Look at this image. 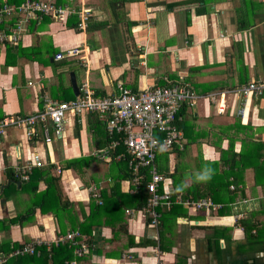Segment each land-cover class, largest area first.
I'll list each match as a JSON object with an SVG mask.
<instances>
[{"label": "crops", "instance_id": "obj_1", "mask_svg": "<svg viewBox=\"0 0 264 264\" xmlns=\"http://www.w3.org/2000/svg\"><path fill=\"white\" fill-rule=\"evenodd\" d=\"M5 1L16 4L0 0ZM51 1L74 8L73 18L45 16L28 25L19 44H0V117L34 113L46 96L75 98L71 72L79 88L89 80L98 96L116 93L120 84L140 90L183 79L199 98L186 102L179 125L183 139L159 151L158 167L176 194L207 192L205 197L221 205L216 211L181 203L159 207L157 227L139 209L127 207L122 233L113 237L110 224L97 227L90 253L72 264H264V89L241 90L264 79V0ZM81 6L92 12L86 30L77 27ZM82 45L88 49L87 62L78 55L56 58ZM90 113H69L63 135H53L50 143L30 141L18 126L0 135V255L5 262L26 254L38 258L41 246L58 244L56 238L66 233L52 208L43 212L35 205L37 194L48 187L49 177H40L42 168L55 165L51 174L60 176V194L74 203L80 220L81 207L89 215L96 201L89 191L92 184L111 193L124 157L113 161L96 155ZM35 151L46 162L32 170L34 179L40 178L36 191L13 178L14 165ZM225 152L233 154L231 179L238 187L218 189L212 197L208 191L220 176L212 168L229 169ZM90 155L97 159L82 172L63 168L64 160ZM121 189L134 192L128 179L121 180ZM32 210L23 224L11 221L27 218ZM38 239L42 244L36 252L15 253ZM10 264L53 263L25 259Z\"/></svg>", "mask_w": 264, "mask_h": 264}, {"label": "built area", "instance_id": "obj_2", "mask_svg": "<svg viewBox=\"0 0 264 264\" xmlns=\"http://www.w3.org/2000/svg\"><path fill=\"white\" fill-rule=\"evenodd\" d=\"M76 10L68 5H60L51 0H24L20 4L0 2V44H17L23 38L32 20H41L45 16L54 19H65ZM91 8L81 6L79 10L78 28L86 30L91 20ZM16 18L15 22L11 20ZM88 49L85 45L69 48L59 52L56 58L65 56H80L84 62L88 60ZM264 89V79L251 82L241 90L248 94ZM199 98L193 87L183 79H177L164 84H154L133 90L123 84L119 85L116 93L105 96L95 94L89 80L82 82L80 93L71 100H59L45 97L42 108L27 115H4L0 117V135L11 126L24 127L30 141L42 139L50 143L54 136H62L65 118L69 113L97 112L105 121L110 134L117 133L119 138L113 142L112 149L97 150L96 155L104 159H112V152L121 144L128 154V166L135 171L134 182L148 175L145 188L149 198L146 205L139 209L147 217L151 226L160 224L161 212L159 207L170 208L175 203L184 204L199 210H218L220 204L210 197L200 199L185 198L176 194L175 190L166 186L168 177L158 167L157 155L162 147L172 148L183 139V130L177 122L181 119L180 112L184 103H195ZM124 153L118 154L117 159L123 158ZM127 157V156H126ZM42 155L35 151L30 158L14 165L15 176L21 181H28L35 167L45 165ZM92 197L100 198V187L92 184L89 187ZM133 209H127L132 214ZM56 242L72 241L79 256L88 254L89 245L80 230H71L56 238ZM41 240L25 243L15 250L16 254L34 253ZM39 253V252H38ZM5 258L0 255V264ZM164 264V263H161Z\"/></svg>", "mask_w": 264, "mask_h": 264}, {"label": "trees", "instance_id": "obj_3", "mask_svg": "<svg viewBox=\"0 0 264 264\" xmlns=\"http://www.w3.org/2000/svg\"><path fill=\"white\" fill-rule=\"evenodd\" d=\"M23 1L24 0H16L15 2L16 4H20ZM10 4H14V3H10ZM71 15L74 16L73 14ZM71 15L69 16L68 20L70 18H73ZM11 21L15 22L16 18L12 19ZM36 22L37 20H32L30 25H34ZM75 25L77 26V24ZM20 42L21 40L19 41V43ZM17 44L6 43L5 45L13 46ZM185 104L186 103H184L183 108ZM90 114H91V118H93V121L90 118L91 128L97 135V145H98L97 150H105V149L111 150L113 148L112 147L113 142L119 138V135L117 133L110 134L108 132L105 121L103 120V118L100 117V115L97 112H92ZM19 115H23V114H19ZM177 124L178 126L180 125V120L177 122ZM163 148L164 147H162L161 150ZM121 153L125 154L124 159H121L124 161L122 163L125 164V167L124 169H122V173L118 172L119 174L117 175L119 177L115 179L116 181L111 193H107L106 191L101 192L100 198L102 200V203H98L97 198H95L97 202L93 199L92 203L90 204L89 215H87L86 212L83 210V207H81L84 216L83 220H80L79 216H77L76 211L74 209V203L70 201L68 198H64V199L62 198V195L60 194L61 193L60 176H52L51 174L52 168H54L55 165L50 164L46 168H42L41 170H39L40 174H42L40 177L47 176L49 177L48 178L49 180H48V187L44 191L39 192L37 194L38 198H37V202H35V205L39 206L43 212H46L50 210V208H52L54 215L58 217L59 225L63 233L67 232L70 229L80 230L82 236L84 237V239H86L89 245L90 250L88 254L92 249L91 243L93 241L92 237H94V233H95L94 229H96L97 227H101L105 224L107 225L110 224L113 227V232H114L113 237L120 235L123 231L122 229L124 228L123 215L125 214V209L127 207H135L137 209H140L146 205L149 198L148 192L145 188V182L146 180H148V175L145 174V176L141 177L138 184L134 182L136 174L135 171L128 166V162H127L128 154H126V149L124 145L121 144L119 147L115 148V150L112 152V160L113 161L117 160L116 158L117 155ZM225 154H227V157L225 155L223 156V158H225L227 164H229V169H225V168L220 169L215 167L212 168L213 172L220 171V176L215 177L213 179L214 185H212L211 189H209L208 191L209 192L208 195H211L212 197L215 196L213 195V193H215L216 190L218 189H226L228 192H231L234 191L230 189L231 186H233L232 187L233 189L235 187L236 188L238 187V183L236 179L235 178L231 179V176L235 174L233 170L235 163L232 162L234 159L233 154L232 153L230 154L229 152H225ZM94 159H97V157L90 155V156H83V157L64 160L63 168H73L77 171L82 172L84 171V169L89 167L90 163ZM32 174L33 171L30 174V179L26 182L27 184L31 183L33 190L36 191L38 188V183L40 178L34 179ZM13 178H15L16 180L18 179L14 174H13ZM122 179H128L131 181L134 187V192L122 191L121 189ZM178 188L181 189L182 187L178 186ZM50 191H53L54 195L57 197V200H55V202H53L50 199L52 193ZM190 192L188 190L184 194V197L200 199L207 195L206 194L207 192H198V193L192 192L195 195L193 196L190 195L191 194ZM173 205L175 206L176 204ZM32 212L33 210L28 214L27 218H24L25 216H18L12 218L11 221L13 223L20 221L21 224H23L27 219L29 220L31 218ZM114 218H116L117 221L111 220ZM118 222L120 224H118ZM76 248L77 245L73 244L72 241L53 244L50 248H48L47 246H41L40 248L41 253L38 256V258L36 254L11 256L4 264H10L16 260L22 261L25 259H32L33 261H37V260L48 261V259H50L53 264H72L74 258L79 256L75 251ZM85 255L87 254H84V256Z\"/></svg>", "mask_w": 264, "mask_h": 264}, {"label": "water", "instance_id": "obj_4", "mask_svg": "<svg viewBox=\"0 0 264 264\" xmlns=\"http://www.w3.org/2000/svg\"><path fill=\"white\" fill-rule=\"evenodd\" d=\"M71 78H72V81H73V86H74V89H75V92L77 95H79L80 93V88L76 82V78H75V73L74 72H71Z\"/></svg>", "mask_w": 264, "mask_h": 264}]
</instances>
